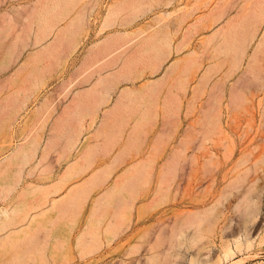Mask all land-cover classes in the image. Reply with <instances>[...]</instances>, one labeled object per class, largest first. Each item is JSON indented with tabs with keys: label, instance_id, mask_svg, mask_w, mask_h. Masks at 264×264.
Listing matches in <instances>:
<instances>
[{
	"label": "rangeland",
	"instance_id": "rangeland-1",
	"mask_svg": "<svg viewBox=\"0 0 264 264\" xmlns=\"http://www.w3.org/2000/svg\"><path fill=\"white\" fill-rule=\"evenodd\" d=\"M8 1L17 2V0ZM113 1H99L101 11L98 17L101 18L104 15L105 27L102 31L105 36L88 46L85 56L77 66L81 74V71L86 72L89 68L95 66L99 68L101 65V69L105 72L99 73L94 80H90V75L80 78V75L72 74L78 59L67 60L60 74L51 78L50 83H47L44 88L51 69L49 72L46 70V74L43 71L45 83L42 87L40 85L39 90L44 89L39 94L38 98L41 100L36 104L34 113L40 118L52 115L50 112L47 113L48 111L43 113L38 108L45 96L49 98L48 92L51 91L52 96V90L55 91L60 83L65 85H62L61 92L54 97L55 100L60 98L55 112L62 109L65 101L63 89L64 92L71 90L70 96L77 87L83 86L87 90L88 87L84 83L88 81L116 82L121 79L122 85L132 84L134 89L141 86L138 91L123 90L121 97V105L124 99H133L128 110L132 113L134 109L135 112L140 111L138 120L134 123L118 124L123 126L122 131H114L116 127L114 123L112 125L106 122L100 123L101 128L96 130V136H105V134L108 136L99 138L97 147L79 137L83 129L81 123L78 124L80 127L73 126V130L64 129L67 115L64 117L65 121L64 119L59 121L60 129L56 131H52V124L54 122L58 124L56 121L58 112L50 127L48 123L41 125L42 129L39 132L41 139L37 136L42 143L39 153L47 136H55L54 145L56 146L53 145L42 163V166L46 167V175L38 174L40 180L34 191L19 196L22 204V206H16L20 208L19 213L18 210L14 212L15 217L11 218V228L0 232V264H264V93L253 84L249 89L243 90V99L236 106L228 105V98L224 95L220 107L218 132L202 140L200 145L198 130L199 96L196 95V88L201 72L195 63L198 45L201 40H207L212 35V43L220 40L214 31L228 18H231L229 23H241L245 11L244 0H221L220 5H216L215 0H138V2L124 0V3L123 0H119V3L112 6ZM78 2L79 0H75L72 6L74 7ZM81 8L84 9L83 5ZM39 9L37 5L32 13L38 14L41 11ZM83 11H77L74 17L82 18L85 13ZM67 13L65 11L64 17ZM81 20L85 21V15ZM69 22L66 25L67 29ZM77 22L78 20L74 22L69 31L74 43H79L77 39L79 32L87 29V27L80 28L76 31ZM29 27L33 29L32 26ZM40 27L35 30L33 44H38L47 37L40 41L36 40V33L41 29ZM159 27L170 33L173 45L183 38L184 40L181 50L178 53L171 51L156 72L152 71L151 66L143 64V66L137 65L126 70V74L123 75L121 62L114 67H103L104 61L109 57L100 59L96 57V54L94 57L89 53L93 45L119 33L124 34L123 37L126 39H133L132 45L136 46L135 42H139L144 32L147 34ZM263 28L264 22L260 25L257 36L248 46L241 66L226 80V89L246 68L247 56L256 45L255 42L262 34ZM140 30L143 33L138 37L137 33ZM59 35L58 30L50 45H54V40ZM236 37H233L234 42L239 39ZM12 41L13 44L9 45L10 57L15 56L17 49L26 40L22 39L21 35H16ZM85 44L84 41L79 50H82ZM50 45H41L37 51ZM62 46L54 45V48L47 52L56 51L59 54L60 50L64 52L66 49L65 45ZM220 53L219 60L224 62L222 69L210 78L208 85L220 78L227 68L229 53L222 52V55ZM38 54L36 53L35 57ZM29 59L26 65L37 64L40 60ZM62 61L63 59L61 61L59 59L57 63L56 58L52 66H58ZM173 61L175 64L169 68ZM44 65L46 64L41 63L35 66L38 69ZM260 65L264 68V52L260 53ZM27 77L25 80L18 81L11 78L9 85L15 83L16 89L21 88L24 91V87L29 85L30 77L26 81ZM75 82L77 84L73 88L71 85ZM144 83L147 85L145 86ZM152 83L160 84L158 91L145 89L153 88ZM36 91L19 111V116L27 108L32 96H36ZM119 91L115 92L113 100L116 99ZM91 92L93 94L94 91ZM109 93L111 92H107V95ZM200 97L205 98V93ZM156 100L164 108L162 114L146 117L149 106ZM53 102L48 99V110L52 107L54 111ZM93 102L95 109L104 104L97 106ZM0 104L2 105L0 119H5L2 113L7 104L4 101ZM120 109H123L122 106L117 111ZM19 116L17 115V118ZM17 118L8 117L6 120L14 121ZM65 131L67 133L59 138L58 135ZM110 131L114 132L109 135ZM29 132L31 131H26L18 142L22 141ZM73 138L77 139L79 144L77 149L69 145ZM18 142L12 138L8 144L14 146ZM93 147H96L94 150L100 155V160L91 168L85 169L90 162ZM53 149L55 150L52 151ZM61 152H66L67 160L73 159L79 153L74 163L81 160L82 164H69L65 170L62 169L65 165L62 164ZM115 156H119L117 161L114 159ZM174 160H179L177 173L171 185H167L163 180L161 181L160 176L169 165L174 166ZM140 172H142V178L139 184L128 191V186H123L128 183L126 178ZM52 173L54 178L62 176L59 183L55 185H52ZM97 176H99L98 180L95 179ZM93 178L95 182L92 183ZM90 181L92 185L88 184ZM86 184L89 185L88 191L85 188L88 186ZM42 185L45 186L44 189ZM113 186L116 189L115 195L105 199L104 195ZM38 187H40L39 190ZM41 188L43 190L48 188L46 196ZM80 188L86 191L85 194L82 192L83 196L78 191ZM75 190L78 191L77 194L79 193V195L76 194L78 197L69 196L70 192ZM96 201L97 203L99 201L102 207L95 213L96 217H94L95 220L93 218L90 228L86 226V223ZM211 204H216V209L223 211V214L213 223L207 220L201 221L200 238L195 241L190 239L196 226L191 224V221L196 224V213ZM58 206L61 209L63 207L64 210L60 212L57 210ZM19 214L21 215L17 216ZM13 223H16V227H13ZM188 223L191 226L189 225L186 229V237L182 243L167 251L169 239L180 227ZM110 224L112 227L109 226ZM13 228L20 231L13 233L10 237L7 234L5 237V234ZM87 229L95 233L91 234ZM150 256L154 257L150 258Z\"/></svg>",
	"mask_w": 264,
	"mask_h": 264
},
{
	"label": "bare ground",
	"instance_id": "bare-ground-1",
	"mask_svg": "<svg viewBox=\"0 0 264 264\" xmlns=\"http://www.w3.org/2000/svg\"><path fill=\"white\" fill-rule=\"evenodd\" d=\"M74 1L75 0H38L35 2V4L37 3L39 8L42 9L41 12H38V16H40V18H39V21H37V22L41 23V27H40L41 29L36 33V40L37 41H40V40L44 39L46 36H48L52 32V29L54 28V22L56 23V21H59L65 15V10L63 8H61L62 11L61 10L56 11L55 15L52 16V8L56 9V8L61 7V6H64V7L72 6L74 4ZM215 1H216V5H220L221 0H215ZM137 2H138V0H137ZM244 3H245L244 4L245 11H244L243 19L242 20L240 19L242 21L241 23H238V24L237 23H234V24L229 23L230 22L229 20L231 18H228L226 20V22L221 27L217 28L214 31V33L220 37V40H217L216 39L217 37H216L215 39L217 41L214 39L216 42L212 43V38H213V35H212L207 40H201V42L198 45V51H197V55L195 58V63H196L197 68L201 70L200 75H199V79L197 82L198 87L196 88V95L199 96V103H198V111H199V127L198 128L199 129L198 130H199L200 145H202V140L207 139L212 133L213 134L217 133L219 128H220V125H219L220 107H221V103H222V97L224 95H226L228 98L227 99L228 105L236 106V105H238L239 101L243 99V92H244L243 90L249 89L253 84L255 85V87L260 89L261 92L264 93V74H263L264 68L261 67V65H260V53L264 52V28H263L262 34L261 35L259 34L260 37L257 38V42H255L256 45L253 47V50L251 49L252 51L247 56L248 60H247L246 68L242 72H240V74L238 76H236L237 77L236 80L235 81L233 80L234 82L231 83L229 88L226 89V80L228 78H230L232 75H234L235 72L241 66L242 61L247 54L248 46L251 44L252 40L257 36V32L260 28V25L262 24V22H264V0H244ZM126 4H124V6ZM120 5H122V4H120ZM45 6L48 9H46ZM122 6H121V8H124ZM143 6H144V4H143ZM127 7H128V5H127ZM40 13H41V15H40ZM49 15H51V18H48ZM83 16L84 15H82V18H83ZM82 18H80V16L76 17V18L73 17L69 22L68 29L66 26L63 27L64 29H59L60 35L54 40V45L58 44L60 46H62V45L64 46V44H65L66 47H64V48L68 49L67 50L68 54L72 50H74L78 43H74L71 35L69 34L70 33L69 31H70V28L74 25V22L77 20H78V22H77L76 31L80 28L81 29L86 28L87 23L85 21L81 20ZM217 19H219V17H217ZM142 33H143L142 30L138 31L137 36L138 37L142 36ZM123 35L124 34L119 33V34L114 35V36L106 37L105 39H103V40L99 41L98 43H96L95 45H93L89 51V53H91L93 55L96 54V57H98L100 59L109 57V58H107V60L104 61L103 67H108V68L112 67V66L114 67L115 64H117L118 62L119 63L121 62L123 75L126 74L125 73L126 70H130V69H132V67H136L137 65L143 66V64L151 66L153 68L152 71L156 72L160 68L161 62L171 53V51L178 53L181 50L183 40H184V38H183V40H181V41L177 42L175 45H173L171 42L170 33L168 31H164V29L160 28V27H159V29H157V28L153 29L150 33H147V34H146V32H144L143 36L139 39V42H135L136 46L132 45L131 41L133 39H126L123 37ZM186 35L187 34H185V36ZM234 36L235 37L237 36L239 38L238 40L234 38L235 40H237V42L233 41ZM138 37H137V39H138ZM15 42H17V41H15ZM11 43L13 44V41ZM23 44H24V46L27 45L26 41L24 43H22V46H23ZM54 45L53 46L52 45L46 46L43 50H41L40 54H42L43 52H47V51L52 50L54 48ZM211 46H212V50L210 49ZM9 50H10V48H9ZM12 51H14V50H12ZM222 52L223 53L227 52V53H229V56H230L229 60L227 61V68L224 71L222 76L219 75L220 78H218L215 81L213 80V83L211 82V84L208 85V81L210 80V78L214 74H216L220 69H222V65L224 62L219 60V53H220V55H222L223 54ZM67 53L65 52L64 54H67ZM31 54H33L34 56L36 55V53H34V52H32ZM94 57H95V55H94ZM33 59H32V61H34ZM59 59H60V61L62 60V58H57V63L59 62ZM173 64H175V61H173L170 64L169 68H171V66ZM25 65H26V62H25ZM25 65L20 64L11 74L10 80L13 79L15 81L16 80L15 78H17V76H18L19 69L24 68ZM27 66L28 65H26V67ZM101 67H102V65L99 66L100 69H101ZM46 70H47V72L50 71V67L48 64H46L42 68H38V69L35 66V71L34 72L30 71L31 73L28 75V77H30L29 78V85L27 87H24V91H22L21 88L15 89L14 91H11L10 93H8L7 96H5L3 98L2 102L3 101L6 102L7 105L5 106V108H3L4 112L2 113L3 115H5L3 117L5 119L1 118L0 123H1V121H5L6 118H8V117H12L13 119H15V118H17V115L19 116V111L24 108L29 97L36 90H39L40 85L42 87V84L45 83L44 82L45 78L43 77L44 76L43 73L45 72V74H46ZM28 77H27L26 81H28ZM25 79L26 78H24V80ZM83 79H86V78H83ZM81 83H84V82H81ZM21 84H24V83L21 82ZM146 85H147V83L145 84V86ZM70 92H71V90L64 92V89H63L62 94L64 95L65 101L62 105V109L57 111L59 114V116L56 119V121H58L57 122L58 124H56L55 122L52 124V131H56V130L60 129L59 121H61L63 119L65 121L66 119L64 117L66 115L68 116L69 113H71L73 111L75 112L78 109L77 106L79 105V103L88 101V99L92 98V95H93L90 90H86L83 86L77 87L75 90L72 91V95L69 96ZM111 93H109L105 98H103L101 100L96 98L97 100L96 99L93 100V101H95L93 103H96L97 106L102 104V103H106L109 100ZM122 93H124L123 90H120L116 95V99L112 100L110 107H107L105 109L104 114H103V118L100 122L101 124L103 122H105L107 117L111 116L113 113H115L122 106L121 105L122 104V102H121ZM204 93H205V98L200 97ZM207 94H208V96H207ZM0 106H2V105L0 104ZM48 108H49L48 99H47V96H45V99L42 102V104L39 106L38 110L43 111V113L47 112V111H48L47 113H49V112L52 113L53 112L52 107L49 110H48ZM0 110H1V107H0ZM96 110L97 109L94 108V109H91L90 112L95 113ZM0 114H1V112H0ZM47 115H49V114H47ZM62 123L63 122H61V124ZM81 127L83 128V126H81ZM38 128H40V127H38ZM75 129H76V127H75ZM106 135L107 134H105V136ZM58 137H60V136H58ZM39 138L37 137L36 133L29 132L26 136H24L22 141L15 143V145L10 149V151L6 155L0 157V232H1V230L5 231L6 228H11V226H12L11 218L15 217L14 212L15 211L17 212V210H18V213H19V211H20L19 210L20 208L16 207V206L17 205L22 206V204L20 202H15V198H17V197H15V198L13 197V192L17 190V192H19V196H21V195H26L27 193H29L32 190L34 191V188H35V186H37V183H35L33 180H30V179L27 180L26 178L28 176H31L35 170L38 171L39 175L40 174L46 175V167L42 166V163L44 162L45 158H47L46 157L47 154L49 153V151L52 149V147L54 145L55 136L54 135H52V137L47 136L46 142L43 144V147L40 149V153H39V147L42 146V143L40 141L41 138L40 139ZM210 139H211V137H210ZM66 140H68V139H66ZM70 143L71 144H69V145H71V148L77 149L79 146V144L77 143V139H75V138L71 139ZM107 144H108V142H107ZM54 146H56V145H54ZM108 146H109V144H108ZM173 162H174V166L169 165L167 167V169L165 171H163V174L160 176L161 181L163 180L167 185H171V182L174 181L176 173H177L179 160H174ZM141 173L142 172L136 174L135 176L133 175V176L126 178L128 180L127 181L128 183H126V185H123V186H125V187L128 186V191H131L135 185L139 184V182L142 178ZM49 175H51V174H49ZM98 177L99 176L95 177V179L98 180ZM47 178H49V176H47ZM61 178H62L61 175L54 178V174L52 173V185L59 183ZM92 180H93L92 183L95 182L94 178ZM23 181H25V183L27 185L20 186ZM88 184L90 185L91 181ZM88 184H86V185H88ZM89 185L85 187L87 191H88L87 188H89ZM43 187H45V186L42 185V188ZM36 189H37V187H36ZM39 189H40V187H38V190ZM46 190H43V191H45L44 192L45 196L47 195ZM83 190H85V189L80 188L78 190L81 195H82V192L84 194L86 193V191L84 192ZM115 190H116L115 186H113V188H111L104 195V198L106 199V198L110 197L111 195H115ZM78 191L75 190V191L70 192L69 196L78 197L77 196V195H79V193L77 194ZM50 192H48V193H50ZM71 197H70V199H71ZM74 207H76V205ZM101 207H102V204L99 201H98V203H97V201L94 202L92 209L90 211L89 217H88V221L86 223L87 227L90 226V228H91L93 218L96 217L95 213L98 212V210H100ZM14 209H16V210H14ZM21 209H23V207H21ZM57 210H60V212H61L64 209H63V207L61 209L60 206H58ZM21 214H19L17 216H20ZM221 214H223V211H218L216 209V204H213V205L211 204V205L203 208V210L197 212L195 215V217L197 216L196 224L194 221H191L192 222L191 224L196 225V226L194 227V231L191 234L190 239L195 241V240L200 238V228H199L200 226H199V224L201 223V221L207 220L210 223L211 222L213 223L215 220H217L219 218V216H221ZM58 215H59V211H58ZM17 216H16V218H17ZM26 216L27 215H25V217ZM23 218H24V216H23ZM14 220H16V219H14ZM94 220H95V218H94ZM191 220H192V218H191ZM98 222H100V220ZM16 223L21 224L20 222H16ZM51 223L52 222L50 219V224ZM15 224L13 225V227L14 226L16 227ZM191 224L188 223V224L183 225L182 227H180L178 229V231L175 234H173L172 238L169 239L170 243H169V246L166 248L167 251L174 249V247H176L177 245H180L182 243V241L186 237V229L189 227V225L191 226ZM97 225H98V223H97ZM97 225L95 224V227ZM109 226L112 227V224H110ZM97 228H96V230H97ZM85 229H86V227H85ZM18 231H20V230H18ZM18 231H16L13 228L9 231L10 234L9 233L5 234V237L7 234L10 237V235H12L13 233L15 234ZM88 231L91 234L93 232V231L90 232V230H88ZM93 233H95V232H93ZM229 250L231 251V249H228V251ZM226 254H227V252H226ZM153 257L154 256H150V258H153ZM220 262H221V258H220Z\"/></svg>",
	"mask_w": 264,
	"mask_h": 264
},
{
	"label": "crops",
	"instance_id": "crops-1",
	"mask_svg": "<svg viewBox=\"0 0 264 264\" xmlns=\"http://www.w3.org/2000/svg\"><path fill=\"white\" fill-rule=\"evenodd\" d=\"M38 0H29V1H23V0H17L16 3H10L8 0H0V102H2L3 98L8 95L9 92L14 91L17 88L16 84L9 85L10 76L13 73V71L20 65H25V62H28L29 58H36L40 59L37 64L40 65L41 63L48 64L50 66L51 72L49 73V78L44 85V88L46 87L47 83L49 84L51 81V78H53L55 75L60 74V70L63 67L64 62L71 59H78L76 64L74 65V69L72 74H78L82 77L84 76H91L90 80H94L99 73L103 74L105 70L98 68V66L92 67L87 69V71H80L77 69V66L79 65L80 61L85 56L88 46L91 45L95 40H97L100 37L105 36L104 31H102V28H104L105 24V18L102 16L101 18L98 17V13L100 10V3L102 0H79L78 4L73 6H61L59 8L53 9L52 8V16L55 15L56 11L61 10L63 8L67 13L65 17L60 19L59 21L54 22V28L52 29V32L42 41H40L38 44H33L34 36H35V30L41 26L39 21L40 16L38 14H33V8L37 7V3L35 2ZM113 1V0H112ZM115 1V2H114ZM112 3V6L116 3H119L120 1L116 2L114 0ZM124 2V0L122 1ZM81 5H83L84 9L81 8ZM68 7V8H67ZM46 9H48L45 6ZM42 9H39V11ZM68 10V11H67ZM85 11V22L87 23V29L82 30L79 32L77 39L79 40V43L77 47L72 50L68 55H65L63 51H60L59 54L55 52H43L41 56L39 57V54L37 57L32 55L31 53H40L41 51H37L40 49L41 45H50L52 42V39L55 37L58 30L68 24L71 18L75 16V13L77 11ZM83 11V12H84ZM41 12V11H40ZM41 15V13H40ZM48 18H51V15H49ZM130 19V16H129ZM115 22V20H114ZM118 23V22H117ZM114 24V23H113ZM112 24V25H113ZM29 26H32L33 29H30ZM114 33V32H113ZM16 35H21L22 39L26 40V46H21L17 49L15 52V55L10 57L9 56V45L11 44L12 40H14ZM86 42V44L83 46L82 50H79L80 46L83 45V42ZM65 45V44H64ZM66 47V45H65ZM66 52V50H65ZM56 58H62L63 61L60 65H53L54 59ZM36 64V65H37ZM35 71V64L32 63V65H28L26 68L19 69L18 76L16 80L24 79L25 76L27 77L31 72ZM76 82L73 83L71 86H76ZM28 85V84H27ZM62 85L65 84H59L58 88L56 90H52V96L51 91L48 92V96L50 100L54 101L53 107L54 111L52 112L51 116H48L46 118H40L39 116L34 113L36 104L38 101L41 100L39 97V94L41 90L40 89L36 93V98L32 96V99L28 102L27 108L24 109L22 114L14 121H1L0 123V157L7 154L9 150L13 147L9 146V140L12 138L16 139V142H18L19 138L22 137L23 134H25L26 131H31V133H36L38 137H41L39 132L42 128L37 129L38 127H42V124L48 123L49 127L50 124L53 123L56 119L57 112H55L56 107L59 106V99H54L55 96H57L58 92H61ZM85 86H87V90L94 91L93 97L99 98V97H105L107 96V92H113L111 93V96L109 100L100 105L95 113H90L89 110L91 108L94 109V105L92 104L93 99H89L86 102H81L77 106L78 109L76 112H71L67 116L66 120V127L65 130L72 129L73 126H78V124H82L84 127L82 129V133H80L79 137L81 136L82 139L87 140L91 142L92 145H95L96 147L99 146V138H104L106 136H96V130L101 128L100 122L103 118L104 111L107 107H110L112 100L115 97V92L119 90H127V91H138V88H132V84L124 83L123 85L120 83V80L116 82H110L108 80H104L99 83H92V81H88L84 83ZM153 88H145L146 90H153L158 91L159 90V83H152ZM131 98H126L123 100V105L121 110L116 111L111 116L107 117L105 120L106 124L112 125L113 123L116 124L114 131H122L123 126L118 124H126L128 122H135L138 120L139 112H129L128 108L131 105ZM143 107V106H142ZM164 108L163 106L159 105L156 101H153L152 104L149 106V111L147 116L155 117L162 114ZM142 114V113H141ZM141 116V115H140ZM145 117V118H146ZM104 126V125H103ZM48 127V129H49ZM73 130V129H72ZM71 131V130H70ZM110 131V133L114 132ZM49 132V130H48ZM50 133V132H49ZM66 131L57 134L60 136L59 138H62ZM67 135V134H66ZM45 136V134H44ZM67 137V136H66ZM92 149V154L90 156V162L85 169H89L92 167L93 164L97 163L100 160V155L95 152V148ZM53 149L52 151H54ZM81 151H79L80 153ZM79 153L73 158L67 160V154L66 152H61V160L62 164L65 166L62 167V169L65 170V168L68 167L69 164H76L80 165L82 164L81 160H78L74 163L75 158L79 156ZM119 156H115V160L117 161ZM67 160V161H65ZM33 162V161H32ZM56 166V165H55ZM78 168V166H77ZM27 180H33L34 182L38 183L40 180V177L38 175V171L35 170L34 173L31 176H28L26 178ZM27 185L25 181L22 182L20 186ZM19 186V187H20ZM19 190V189H18ZM20 191V190H19ZM23 196V195H21ZM13 197L15 198V202H20L21 198L19 197V192L14 191Z\"/></svg>",
	"mask_w": 264,
	"mask_h": 264
}]
</instances>
